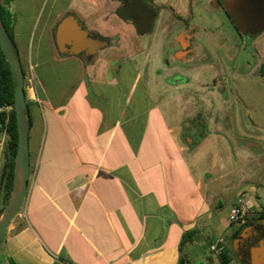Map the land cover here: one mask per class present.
<instances>
[{
  "label": "crops",
  "instance_id": "obj_1",
  "mask_svg": "<svg viewBox=\"0 0 264 264\" xmlns=\"http://www.w3.org/2000/svg\"><path fill=\"white\" fill-rule=\"evenodd\" d=\"M155 3L158 17L183 15L196 32L194 14L219 6L216 0ZM4 7L23 72L31 67L39 103L26 102L30 177L19 214L1 240L0 264H177L182 234L195 229L183 245L189 249L181 250L189 264L194 245L204 241L203 224H211L204 215L221 205L213 183L228 176H215L216 168H225L213 145L216 134H204L201 119L193 128L179 125V114L164 109L152 84L142 86L147 95L139 99L128 94L125 101L114 91L120 88L118 59L125 49L115 44L120 39L109 24L117 18L114 0H10ZM67 13L109 39L110 46L99 52V58L110 55L107 65H88L56 46L55 28ZM254 48L263 59L262 50ZM160 71L164 75L166 67ZM93 85L98 94L90 90ZM223 131L236 138L228 124ZM244 139L236 138L241 148L226 159L251 162V142ZM259 210L256 216L263 213L264 224V209ZM225 223L232 225L228 218ZM244 229V237L256 235ZM228 238H218L223 249L213 264L227 258L229 264L241 263L226 252ZM251 259L264 263V253L256 250Z\"/></svg>",
  "mask_w": 264,
  "mask_h": 264
},
{
  "label": "rangeland",
  "instance_id": "obj_2",
  "mask_svg": "<svg viewBox=\"0 0 264 264\" xmlns=\"http://www.w3.org/2000/svg\"><path fill=\"white\" fill-rule=\"evenodd\" d=\"M114 1L118 4L117 0ZM187 10L189 11V8ZM46 16V10L40 13L39 28L46 21ZM193 21V25L199 29L194 41L200 53L197 59L205 57L206 60L195 61L194 64L202 63L188 69L179 68L173 61L172 67L166 68L163 75L158 69L163 67L161 58L165 35L169 33L168 36L173 42L177 41V38L181 41L186 40V37L180 36L181 30L174 23V18L169 17L166 20L162 13L155 20L153 31L145 35L139 34L131 21L121 20L118 16L113 19L109 24L117 33V39H120L115 44L122 43L125 48L122 58L118 59L121 70L116 80H119L120 88L113 89L126 101L128 94L136 99L143 98L142 96L147 95V89L142 86L145 83L152 84L153 96L163 98L164 109L174 115L179 114L180 120L177 122L179 125L193 128L197 126L196 119H201L204 134L215 133L218 129L224 136L228 135V138L215 135L213 142L216 152L222 156L225 167L223 171L216 168L215 176L220 177L228 172L227 177L219 179L216 184L213 183L215 193L219 194L216 199L221 205L216 206L207 216L204 215V220L211 219V224H203L201 234L204 241L194 245L195 253L192 255L194 257L189 259V264H213L217 259V253L211 252L209 246L218 244L219 237L228 238L231 230L238 225L225 223L231 208L237 205L240 199H246L247 205L256 213L260 211L259 208L264 209V188L258 185L264 178V169L260 168L264 165V73L258 71L260 65L264 63V36H260L264 35V32L259 35L260 38L240 34L230 23L223 9L217 5H209L207 9L199 10L194 14ZM256 41L259 43L254 44ZM254 47L262 50L263 59L257 57ZM174 50L177 48L165 50L167 58L174 57ZM102 59L98 58L95 67L104 64ZM159 74L161 75L158 77ZM213 78L216 79L212 81ZM168 80L174 81L177 85L171 86L167 83ZM162 85L166 87L162 88ZM91 88L92 92L98 94L95 92L97 90L95 85ZM102 90L110 92L106 85ZM143 105H138L139 110ZM221 123L228 124L235 132L236 138L244 137V140L251 142L250 163L243 162L237 156L236 160L226 159L232 154V149L239 147V143L235 141L236 138L232 139L231 133L223 131ZM7 139L8 136L4 132L0 133V209H3L7 202L1 182L6 162ZM207 161L210 163L212 160L208 158ZM241 186L245 190L236 193L235 201L234 194ZM234 244L238 249L237 242L234 243L228 238L225 250L236 260ZM188 247L189 245L183 247L184 253ZM183 257L187 258L185 255Z\"/></svg>",
  "mask_w": 264,
  "mask_h": 264
},
{
  "label": "water",
  "instance_id": "obj_3",
  "mask_svg": "<svg viewBox=\"0 0 264 264\" xmlns=\"http://www.w3.org/2000/svg\"><path fill=\"white\" fill-rule=\"evenodd\" d=\"M1 5V0H0ZM222 8L226 11L232 24L240 34L256 36L264 32V0H222ZM134 9V8H131ZM54 40L57 47H66L63 53L84 60L88 65H93L98 54L109 47V39L97 37L94 32L88 31L83 23L72 13H67L56 25ZM0 50L9 66L13 87V111L17 133V146L14 156L12 184L5 206L0 213V243L10 222L19 214L26 197L30 175L29 160V109L24 92V72L19 56L12 41L5 30L0 11ZM244 229L243 231H245ZM240 235L234 239L239 246L246 238ZM234 251L243 264L238 250ZM259 247H253L255 253ZM259 251V250H258ZM264 253V249L262 251ZM251 264L256 263L251 259Z\"/></svg>",
  "mask_w": 264,
  "mask_h": 264
},
{
  "label": "flooded vegetation",
  "instance_id": "obj_4",
  "mask_svg": "<svg viewBox=\"0 0 264 264\" xmlns=\"http://www.w3.org/2000/svg\"><path fill=\"white\" fill-rule=\"evenodd\" d=\"M117 1H118L117 9L124 8V7L135 9L134 13L131 14L132 17L130 18L129 21H131L134 24L137 31L139 30L138 28L139 26H144V24L145 25L147 24V20L150 19V16L152 15L150 12H152L153 13L152 21H153V29H154L155 20L158 17V8H160L156 5L155 3L156 0H117ZM216 1L219 4V6L222 8V3L220 4V0H216ZM174 17H175L174 23L178 25V27L181 30L180 36L185 37L187 34H189L190 37L184 41H181L179 40V38H177V41L173 42L169 38L170 36H168L169 33L165 35L163 39L164 43L162 45L163 46V49H162L163 57L161 58V62L163 66L166 68L172 67L171 63L174 61L179 66V68L188 69L190 67H194L202 63V62H199V63L197 62L194 64L195 61H199V60L204 61L206 60V58L203 57L201 59H197L200 53H199L198 46L194 45V41H195L196 35L199 34V32H196V30L192 28V25L188 22V20L183 15H175ZM147 34H150V33H147ZM141 35H145V34H141ZM174 47L177 48V50H174V57L172 59L167 58V54L165 53V50L167 48L172 49ZM179 53H182V54L180 56H177ZM109 56L110 55H105L104 57H101L103 58L102 61L104 62H106V60L109 61ZM98 58H99V54H98ZM215 79L216 78H213L212 81H214ZM167 83H169L171 86L177 85V83H174V81H171V80H168ZM220 126L221 128H225L227 125H225L224 123H221ZM214 134H216L217 136H220L221 132H219L218 129H216ZM245 228H249V229L256 231V235L245 238L243 242L239 244L237 250H238V254H240L243 261L248 264H251L252 262L251 261V249L253 247H257V248L259 247L258 250L260 252H262L264 249V224L261 223V218H260V219H256L252 221L251 223H248ZM234 255L236 257V253H234Z\"/></svg>",
  "mask_w": 264,
  "mask_h": 264
},
{
  "label": "trees",
  "instance_id": "obj_5",
  "mask_svg": "<svg viewBox=\"0 0 264 264\" xmlns=\"http://www.w3.org/2000/svg\"><path fill=\"white\" fill-rule=\"evenodd\" d=\"M10 2V0H1L0 5V11H1V18L5 27L6 32L8 33L11 41H12V28L10 23L7 21V12L5 10L4 5H7ZM222 3V0H220V4ZM135 9L131 8H118L116 10V15L121 20H130L132 17L131 14H133ZM147 11V9H146ZM224 14L232 24L230 18L228 17L226 11L223 9ZM150 12V10H149ZM152 15L150 16V19L147 20V24L144 26H139V34H147L151 33L153 31V13L150 12ZM233 25V24H232ZM234 26V25H233ZM235 28V27H234ZM236 29V28H235ZM237 31V29H236ZM258 36V35H256ZM252 36V38L256 37ZM13 44V42H12ZM14 46V44H13ZM15 47V46H14ZM259 71L264 73V64H261L259 67ZM13 87H12V81H11V75L9 66L0 50V133L4 132L7 136V149L5 153L6 162L3 167V171L1 174V182L2 187L5 192V201H7L9 192L11 189L12 184V173H13V164H14V156L16 153V146H17V133H16V125H15V116L13 111ZM2 209H0L1 213ZM263 213H258L257 216L253 218H246L244 221L237 222L238 225H236L231 239H236L242 230L247 226L248 223H251L252 221L256 219L262 218ZM196 234L195 229H191L189 231H186L182 234L180 243H179V258L177 264H188L186 259L181 254V250L184 244L190 242L192 240V237ZM230 259L227 258L225 261H222L220 264H229ZM243 264V263H240Z\"/></svg>",
  "mask_w": 264,
  "mask_h": 264
},
{
  "label": "built area",
  "instance_id": "obj_6",
  "mask_svg": "<svg viewBox=\"0 0 264 264\" xmlns=\"http://www.w3.org/2000/svg\"><path fill=\"white\" fill-rule=\"evenodd\" d=\"M24 92L26 102H35L39 103V100L36 96L34 90V79L33 74L31 72V67H29V71L24 74ZM256 212L247 205L246 199H240L237 205H234L229 213L228 222L229 224L237 223L244 221L249 216H255ZM222 243V240H218V244L210 245L209 250L213 253L219 254L222 251V246H219Z\"/></svg>",
  "mask_w": 264,
  "mask_h": 264
}]
</instances>
